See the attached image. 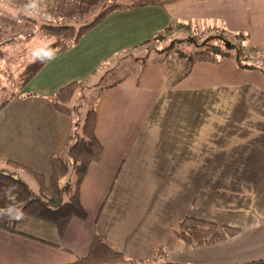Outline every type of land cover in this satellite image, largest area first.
<instances>
[{
	"label": "crops",
	"instance_id": "obj_1",
	"mask_svg": "<svg viewBox=\"0 0 264 264\" xmlns=\"http://www.w3.org/2000/svg\"><path fill=\"white\" fill-rule=\"evenodd\" d=\"M1 1L33 16L45 13L43 0ZM140 2L124 0L74 46L54 55L18 99L7 102L0 89L1 165L15 161L48 177L51 157L65 148L74 127L73 115L54 110L52 96L82 83L89 68L152 41L170 26L223 24L248 34L250 45L264 51V0ZM35 35L30 43L43 34ZM147 53L134 60L138 69L97 90L94 135L102 152L79 188L86 219H73L62 240L44 224L41 236L19 229L60 249L0 231V264H70L88 254L95 237L135 262L154 259L160 249L172 264H248L264 258L240 251L248 228L262 227L254 222L256 215L264 217V194L250 201L244 190L248 179L264 183V75L218 58L194 57L190 65L174 60L170 69ZM95 57L96 63L88 62ZM226 216L246 222L238 236L223 243L186 250L174 234L187 217L213 222Z\"/></svg>",
	"mask_w": 264,
	"mask_h": 264
},
{
	"label": "trees",
	"instance_id": "obj_2",
	"mask_svg": "<svg viewBox=\"0 0 264 264\" xmlns=\"http://www.w3.org/2000/svg\"><path fill=\"white\" fill-rule=\"evenodd\" d=\"M123 2L124 0H46L47 8L40 18L43 23L39 25V28L51 38V41L32 61L26 62L23 70L17 75L2 69L1 60L4 57L2 48L6 41L0 39V88L8 94L7 102L16 97L54 55L74 46L84 34L96 27L111 12L123 7ZM130 2L141 4L136 0H130ZM174 27L187 30L194 27L193 30L200 33L203 30L216 32L213 37H207L200 42L198 37L190 38L193 46L199 50L191 54L180 52L177 55L178 64L185 62L190 65L196 58L212 60L218 57L222 61L231 60L240 70L260 71L264 75V51L250 45L248 34L230 32L219 23L197 27L173 25L152 41L139 47L146 48L151 43L163 41L175 30ZM178 42L180 43V41L173 42L171 46L174 47ZM211 55L215 57L209 58ZM167 63L171 64L168 68L172 69L173 61L167 60ZM117 83L116 81L103 88L113 87ZM83 88L82 83L73 82L59 89L51 98L54 110L65 116L76 114L79 110L78 102L73 100V96L76 91ZM98 94L99 92L94 93L91 98L90 107L84 114L81 126H78V123L74 124L65 148L51 157L48 177L15 161H5V167L0 164V231L60 249L58 245L21 233L18 226L25 219L46 224L54 228L59 240H62L73 219L85 220L87 215L80 203L79 188L89 165L97 162L102 152V147L94 135ZM16 170L24 171L32 176L36 180V188L32 189L23 180L16 178L13 175ZM234 233H238L235 228L190 217L180 222L174 232L175 236L183 241L186 250L220 243ZM167 259V254L160 249L154 259L135 262L112 250L95 237L88 254L70 264H172L163 263Z\"/></svg>",
	"mask_w": 264,
	"mask_h": 264
},
{
	"label": "rangeland",
	"instance_id": "obj_3",
	"mask_svg": "<svg viewBox=\"0 0 264 264\" xmlns=\"http://www.w3.org/2000/svg\"><path fill=\"white\" fill-rule=\"evenodd\" d=\"M150 1H155V0H150ZM43 2L46 11L47 8L46 0H43ZM137 2L142 3L140 2V0H138ZM7 4L2 3V1L0 3V5H2V8L4 9L3 11H0L1 14L0 39L2 41H6L5 45L2 48L4 57L1 60L2 61L1 66L2 69L14 75H17L23 70V66L25 65L26 62H30L32 61V59H34L36 54L39 52L38 49L41 48V44L50 42L51 38L49 37L48 42L44 41L45 37H47L48 35L44 34V32H42L39 28V25L43 23L40 20L41 18L40 16L37 15L33 16L24 10H20L18 4L15 3L12 5L9 4L11 6ZM35 21H37V24H35ZM193 28L194 27H191L190 29L187 30L184 28L178 29L174 27L175 30H173V32L170 33L163 41H160L158 43L156 42L151 43L146 48H134L126 53L120 52L119 54H117L116 57L114 56L110 60L104 62L100 67H94V69L89 68L87 70L86 77H84V79H81L83 80L82 83L84 88L82 90L76 91V93L73 96V100L75 99L78 102L79 110L77 111L76 114L73 115L72 125L78 123V126H81L82 120L84 118V114L86 113L87 109L90 107L91 98H93L94 93H97V90L99 88L107 87L112 83L122 79L126 75V73L129 72L130 70L138 69V65L134 64V60L147 55L148 54L147 51L152 54L151 56L156 57V59L162 58L163 67H169L171 66V64H168L167 60H172L173 63L175 61L178 62L177 55L180 52H183L185 54H191L193 52L196 53V51L199 50L198 48L196 49L193 46L192 42L189 40L190 38L198 37L200 42L201 40L207 37H213L214 35H216L215 30H211V32L209 31L207 32L206 30H203V32L200 33V31H194ZM36 33H42L43 35H38V40L32 41L33 43H30L31 40L30 37L33 34L34 35L32 36V38L33 39L37 38L36 37L37 35H35ZM177 41H180V43L178 42L177 44L174 45V47H172L171 44ZM211 57L214 58L215 56L214 55L209 56V58ZM94 60L93 61L88 60V62L96 63L98 61L96 57ZM181 63L182 65H184V62ZM93 71L95 72L93 73ZM185 71L186 69L184 70V72ZM84 74H86V72L85 73L83 72V75ZM22 90H26V86ZM20 93L16 96L17 97L16 99H18ZM83 95L84 97H82ZM1 166L5 167L4 165ZM6 168L9 170H13L10 167H6ZM13 175L16 178H19L23 180L25 183H27L30 188L32 189L36 188L37 186L36 180L26 172L16 170V172H14ZM244 190L246 192V195H248V197L250 198V201H252L253 199L257 200L258 197L264 194V183L254 178L250 180L248 179L247 187ZM249 198L247 203L248 207L250 206ZM229 199L233 200L234 196L230 195ZM229 211L231 212L232 210L229 209ZM257 215H256L257 218L254 219V222L262 227H260L256 231L251 230L254 227L248 228L249 230L247 231L246 234L249 235V237L252 239V242H249L250 240L249 237L246 234H244V241L247 244H244V246L241 247L240 251L241 254L248 255V257L256 256L255 258H261L258 256L264 254V217H262L259 214ZM234 218L237 217L226 216V217H221L219 221L217 220L213 221L214 223L217 222V224L219 225L235 228L238 230L237 234L234 233L235 235L234 234L230 235L231 237H229L227 240L238 236L242 231L241 227L246 222V220L244 219H238V218L234 219ZM207 222H211V221H207ZM40 227H41V223L33 220L25 219L22 220V222L18 226V229H21L23 230L24 233L32 236H41L39 232ZM225 241L226 240L220 243H223ZM168 259L163 261V263H168L169 262ZM254 261L255 262L248 264L264 263V258L256 259Z\"/></svg>",
	"mask_w": 264,
	"mask_h": 264
},
{
	"label": "water",
	"instance_id": "obj_4",
	"mask_svg": "<svg viewBox=\"0 0 264 264\" xmlns=\"http://www.w3.org/2000/svg\"><path fill=\"white\" fill-rule=\"evenodd\" d=\"M259 264H264V263H259Z\"/></svg>",
	"mask_w": 264,
	"mask_h": 264
}]
</instances>
